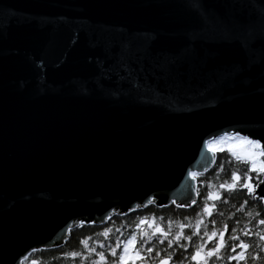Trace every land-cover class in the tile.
Listing matches in <instances>:
<instances>
[{
    "label": "water",
    "instance_id": "1",
    "mask_svg": "<svg viewBox=\"0 0 264 264\" xmlns=\"http://www.w3.org/2000/svg\"><path fill=\"white\" fill-rule=\"evenodd\" d=\"M236 133L264 148V0H0V264L190 209Z\"/></svg>",
    "mask_w": 264,
    "mask_h": 264
},
{
    "label": "trees",
    "instance_id": "2",
    "mask_svg": "<svg viewBox=\"0 0 264 264\" xmlns=\"http://www.w3.org/2000/svg\"><path fill=\"white\" fill-rule=\"evenodd\" d=\"M223 149V151L216 150V160L210 171L205 174L194 175L198 185L197 200L190 209L178 208L174 204L164 208L150 205L128 215H115L102 225H78L70 231L69 237L63 246L34 251L24 259L22 264H94L96 256L87 252L85 246L79 243L81 239L85 238L88 247L92 248L94 252L104 253L106 264H112L114 257L109 253L110 246L118 244L120 240H126L132 232H137L138 245L142 242L139 239L140 233L135 227L141 218L154 220L171 235H175L179 223L190 225L183 231L184 235L190 236L187 249L176 248L173 252L166 242L157 244L155 240L150 245H146L153 247L154 250L158 248L161 252L160 258L170 254L169 264H194L190 259L191 253L195 247L203 244L204 232H212L213 225L211 222L213 220L215 221L217 233L225 225H227L228 230L225 232L224 247L219 254V259L215 256L210 257L208 258L209 264H229L227 256L230 253L227 248L238 242L230 240L229 237L231 236H237L249 246L244 252L246 259L241 261L240 264H264V240L260 239V236L264 235V224L257 223L258 220H264V203L260 202L255 195H248L245 189L239 187L247 171V164L229 153L227 148ZM261 160H264V156L261 157ZM232 172H237L241 179L236 182L234 190L225 191L219 185L224 182L233 183L231 180ZM249 176L252 183H257L262 180L264 175H261L259 180L255 173H249ZM209 182L211 186H209ZM208 192L219 194L221 199L216 201L207 199ZM225 195L228 196L227 202L223 200ZM204 204H215L211 216L204 213ZM185 217L188 219L185 220ZM198 220L202 222L200 232L196 234L194 230ZM106 228L108 229L107 236L103 235ZM233 228L236 229V232L231 231ZM244 229H247L251 235L244 233ZM142 230L145 232V238L147 235H151L146 225L143 226ZM183 243L184 241L181 240V244ZM214 243V241L209 242L205 247H214ZM173 247H175V242ZM236 251H240V249L237 248ZM71 252H79L81 255L78 257L66 255ZM205 256H207L206 252ZM147 264H157V257L154 253L148 259ZM231 264H236V262L232 261Z\"/></svg>",
    "mask_w": 264,
    "mask_h": 264
},
{
    "label": "snow or ice",
    "instance_id": "3",
    "mask_svg": "<svg viewBox=\"0 0 264 264\" xmlns=\"http://www.w3.org/2000/svg\"><path fill=\"white\" fill-rule=\"evenodd\" d=\"M228 135V134H225ZM234 135H239L238 133ZM243 144L247 146V149L240 155H238L236 152L233 151L232 147H228L227 151L231 153L233 156H235L238 160L244 162L247 164V171L244 174L243 182L239 184L240 188L245 189L246 193L248 195H255L259 199L260 202L264 203V195H258L255 193V189L259 187V182L252 183L251 177L249 176V173H255L258 180L261 175H264V160H259V157L264 156V148L261 147L260 141L258 140H252L248 137H242L241 138ZM206 147L209 146V142L205 141ZM210 150H213L210 148ZM223 151L224 149H219ZM189 175H193L192 173H189ZM241 177L237 174V172L231 173V180L233 183L224 182L219 185L221 189H224L225 191H231L236 188V182L240 181ZM264 182V181H260ZM209 186H211L209 182ZM194 191L196 189L194 188ZM264 192V189L261 190ZM207 199L216 201L221 199L219 194H213L212 192L207 193ZM224 202H227L228 196L223 197ZM175 203V202H174ZM192 204H195L196 201L192 200ZM180 207H187L188 202H185L182 205H178ZM243 206V205H241ZM215 208V204L209 205L204 204L203 205V211L206 215L211 216L213 214V209ZM199 215V213H197ZM185 220L188 218L185 217ZM201 220H198L196 222V227L194 232L196 234H199L200 232V224ZM83 223V222H81ZM171 224V222H169ZM213 230L211 233H208L207 231L204 232L203 244H201L198 247H195L194 250L191 253L190 259L194 262V264H209L208 258L215 256L217 259H219V254L224 247V237L225 232L228 230L227 225L224 226V228L217 233L215 229V221L212 222ZM258 224H264V220H258ZM147 226V228L150 230L151 235H147L145 238V232L142 230L143 226ZM136 229L140 233V242L138 245V239H137V232H132L129 237L126 240H120L118 244L114 246L109 247V253L114 257L112 260V264H147L148 259L151 258V255L154 253L155 257H157V264H169V261L171 260V255H165L163 258L161 257L160 250L153 249L150 245L153 240L157 244H163L167 243L169 248L172 249L174 252L176 248H184L187 249L189 247V240L190 236L184 235L183 231L185 228L190 227V225H186L184 223L178 224V230L176 231L175 235H171L170 232H166L165 229L158 223H156L154 220H147L144 218H141L135 225ZM232 232H236V229H231ZM244 233H247L248 235H251L250 232H248L247 229H244ZM242 233V234H244ZM108 229L106 228L104 230L103 235L107 236ZM158 237V239H157ZM230 240L238 241L237 243L231 244L227 251L230 253L227 256V260L229 261V264H231L232 261H235L236 264H240L241 261H244L246 259L244 252L249 247L243 240H240L237 236H231L229 237ZM261 240H264V235L260 236ZM181 240L184 241L183 244H181ZM214 241V247H205L209 244V242ZM175 242V247H173V244ZM81 245L85 246V250L89 253H93L96 256V261L94 264H106V257L105 254L102 252H94V250L90 247H88L86 243V238L81 239L79 241ZM237 248L240 249V251H236ZM205 252L207 253V256H205ZM66 255L72 256V257H78L81 254L79 252H71L67 253Z\"/></svg>",
    "mask_w": 264,
    "mask_h": 264
},
{
    "label": "rangeland",
    "instance_id": "4",
    "mask_svg": "<svg viewBox=\"0 0 264 264\" xmlns=\"http://www.w3.org/2000/svg\"><path fill=\"white\" fill-rule=\"evenodd\" d=\"M241 138V136L237 135H224L210 140L208 148H211L216 152V150H219L220 148L232 147V149L240 155L247 149V146L243 144ZM258 159L261 160V157Z\"/></svg>",
    "mask_w": 264,
    "mask_h": 264
}]
</instances>
